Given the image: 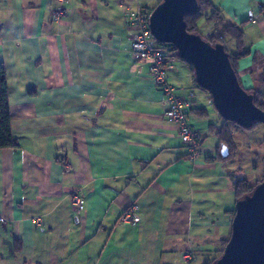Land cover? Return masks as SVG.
Returning <instances> with one entry per match:
<instances>
[{
    "label": "crops",
    "instance_id": "crops-1",
    "mask_svg": "<svg viewBox=\"0 0 264 264\" xmlns=\"http://www.w3.org/2000/svg\"><path fill=\"white\" fill-rule=\"evenodd\" d=\"M157 1L0 0V62L18 144L0 150L6 264H186L188 253L207 264L230 234L234 179L251 186L264 177V136L252 142L256 129L230 128L233 156L222 159L223 120L178 62L168 74L176 94L207 112L188 115L204 136L202 155L188 160L148 65L130 52L126 13L150 12ZM209 1L242 28L249 52L239 78L264 103V0ZM204 25L209 36L213 25ZM132 203L139 222L117 225Z\"/></svg>",
    "mask_w": 264,
    "mask_h": 264
},
{
    "label": "water",
    "instance_id": "water-1",
    "mask_svg": "<svg viewBox=\"0 0 264 264\" xmlns=\"http://www.w3.org/2000/svg\"><path fill=\"white\" fill-rule=\"evenodd\" d=\"M198 12V0H161L149 14V30L159 44L172 45L177 58L192 70L194 83L205 91L219 117L250 130L264 126V111L240 84L224 45L210 44L189 33L186 17ZM228 157L226 147L220 149ZM213 264H264V180L235 200L230 236Z\"/></svg>",
    "mask_w": 264,
    "mask_h": 264
},
{
    "label": "built area",
    "instance_id": "built-area-1",
    "mask_svg": "<svg viewBox=\"0 0 264 264\" xmlns=\"http://www.w3.org/2000/svg\"><path fill=\"white\" fill-rule=\"evenodd\" d=\"M64 4L66 0H61ZM64 14L60 7L54 14V20H60ZM150 12L137 8L126 13V21L131 29L130 52L138 60L148 65V72L155 87L161 91L166 101L163 118L175 124L181 144L186 149L187 158L190 161L197 160L203 152L204 136L188 123V115L194 108V104L186 98L176 94L175 87L169 81V72L180 62L168 48L159 47L153 39L148 24ZM82 195L74 192L70 196V203L74 215H79L82 210ZM138 206L132 203L119 216L117 225H136L140 218ZM192 254H184L182 260L187 263L192 260Z\"/></svg>",
    "mask_w": 264,
    "mask_h": 264
},
{
    "label": "trees",
    "instance_id": "trees-1",
    "mask_svg": "<svg viewBox=\"0 0 264 264\" xmlns=\"http://www.w3.org/2000/svg\"><path fill=\"white\" fill-rule=\"evenodd\" d=\"M160 1L161 0H158L156 5ZM220 13L221 12L217 10L209 0H198V12L192 16H187L185 19L186 29L189 33H195V34L200 35V31L198 29L199 28L198 21L203 19L206 24L213 25V32L210 33L208 37H202V35L200 36L204 38L206 41H208L210 44L220 43L224 45L226 52L230 56V62H231L232 68L235 70L238 76L239 82L242 86V83H241V80L238 74V61L246 57L249 52V50L244 49V42H243L244 32L242 28H239L238 26H235L230 23H225L222 17L220 16ZM230 43L234 44V48H235L234 53H230L227 49ZM157 44L159 47L168 48L171 52H174V56L177 58L176 50L172 45L159 44V43ZM195 86L198 89H200L196 84ZM200 90L203 91L202 89ZM246 91L254 96V102L256 106L264 111V103L260 101L261 99L260 93L252 89L246 90ZM192 112H197V114L200 117H203V118L207 117V112L203 109L197 110L194 107L190 113ZM222 122H223V125L216 131V135L220 141V148L224 146L226 147L228 151V157L226 159L232 157L233 152H234V146L230 138V134H229L230 128H237V129L244 130V131H254L255 129H257V126H263V125H255L250 130H245V129H242L236 126L232 122H227L224 120ZM211 130L214 131V129H211ZM17 147H18V144L16 140L12 137V133L10 129V110H9V105H8V88H7L6 68L4 64L0 62V150L1 149H16ZM263 180L264 178L261 181ZM256 185L250 186L248 182L242 178L234 179L233 188H234L235 197H236L235 200L240 199L244 195L251 193V191ZM233 216H234V211H233ZM228 238L223 241L222 249L219 252H217L216 257L210 260L207 264H213L216 258H218L221 255L222 250L228 241Z\"/></svg>",
    "mask_w": 264,
    "mask_h": 264
},
{
    "label": "rangeland",
    "instance_id": "rangeland-1",
    "mask_svg": "<svg viewBox=\"0 0 264 264\" xmlns=\"http://www.w3.org/2000/svg\"><path fill=\"white\" fill-rule=\"evenodd\" d=\"M151 2V1H150ZM150 2L148 5H150ZM205 21L202 19L200 21H198V29L200 31V35H202V37H208V35L206 34L207 31V26L204 25ZM229 52H233V45H230L227 47ZM199 94H197L196 96H198ZM262 136H264V126H257V129L254 131L252 137L253 139L251 140L253 141H257L259 139L262 138ZM263 152V150L261 149V153ZM247 172V170H246ZM264 178V177H263ZM263 178H261L260 180L256 181L253 185H256L259 181H261ZM205 256L204 255H198L195 258L192 257V260L187 262L186 264H204L205 263ZM10 260H12L11 258L8 257V253L4 250V252L2 253V256L0 257V264L3 262V264H6V262H9Z\"/></svg>",
    "mask_w": 264,
    "mask_h": 264
}]
</instances>
